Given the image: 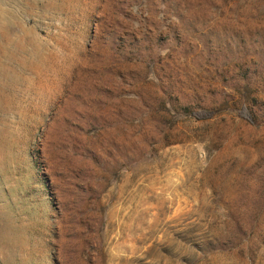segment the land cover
<instances>
[{"label":"rangeland","instance_id":"rangeland-1","mask_svg":"<svg viewBox=\"0 0 264 264\" xmlns=\"http://www.w3.org/2000/svg\"><path fill=\"white\" fill-rule=\"evenodd\" d=\"M0 264H264V0H0Z\"/></svg>","mask_w":264,"mask_h":264},{"label":"trees","instance_id":"trees-1","mask_svg":"<svg viewBox=\"0 0 264 264\" xmlns=\"http://www.w3.org/2000/svg\"><path fill=\"white\" fill-rule=\"evenodd\" d=\"M248 102L249 101H246L245 103L241 104L237 114L238 117L253 125L256 124L257 119L255 113L252 111L251 105ZM189 114L198 122L209 121L213 119L216 115L215 110L209 108H202L195 111H190ZM238 246L239 243L237 242L231 243L226 238H218L211 243L209 247V252H231L232 250H235Z\"/></svg>","mask_w":264,"mask_h":264}]
</instances>
